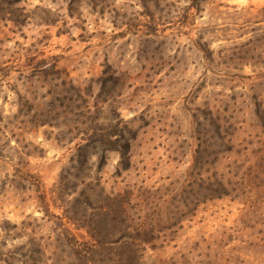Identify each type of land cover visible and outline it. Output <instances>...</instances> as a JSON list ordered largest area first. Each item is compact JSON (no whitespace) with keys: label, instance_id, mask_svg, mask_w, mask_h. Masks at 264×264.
Here are the masks:
<instances>
[{"label":"rangeland","instance_id":"374dc122","mask_svg":"<svg viewBox=\"0 0 264 264\" xmlns=\"http://www.w3.org/2000/svg\"><path fill=\"white\" fill-rule=\"evenodd\" d=\"M107 197L133 264H264V0H0V264H116Z\"/></svg>","mask_w":264,"mask_h":264},{"label":"trees","instance_id":"16d2710c","mask_svg":"<svg viewBox=\"0 0 264 264\" xmlns=\"http://www.w3.org/2000/svg\"><path fill=\"white\" fill-rule=\"evenodd\" d=\"M121 125V129H117L116 127V133H118V135H113V137H106V138H102L99 142H89L86 141V146L84 147H94L96 149H101V151L103 150V146L107 145V150L113 151V152H119V153H127L130 150V139L127 140L125 137L127 135V126L123 125V122H119ZM109 129V127H107ZM112 128V127H110ZM131 133V131H130ZM115 134V133H112ZM98 140V139H96ZM81 148V146H79V149ZM85 148H82L81 151H84ZM127 165V162H126ZM85 187V190H82L79 193V196L74 198L73 201L77 204H79L78 202L83 201L84 206H89V202L90 201H97L98 202V198L101 197L100 194H95L94 192H91V195H89L88 191H87V186L83 185ZM221 189H217V191H211V194L209 195L212 198H215L213 196H217L216 198H221L223 196H225L224 194H227L228 191L227 189H225V187L221 184ZM77 192L76 189L73 190V193ZM217 194V195H216ZM92 195H95L92 196ZM106 201V205L109 206L108 204L113 203L116 206V211H113V213H111L109 208H106L105 211H107L105 214L106 215H110L113 217H117V221L114 220L113 218L112 221L114 222V224L110 227V229H107V231L109 232L110 230H116V240L114 242H111L110 240H107L106 245H108L109 252L104 250V245L102 244V249L104 250V254L109 255L111 253H114V255L116 256L117 260H116V264H133L134 261L137 260V255L135 253V249L133 248L136 243L137 240H140L141 242H148L149 238H147V236L150 234V231L147 229V225L146 227L143 226L140 223H130V225H128V218L125 215V209L123 207V202L122 200H116L113 199L111 197H107L105 198ZM65 203V202H64ZM101 212V211H100ZM98 214V213H97ZM96 214V215H97ZM103 214V215H105ZM68 218V216H66ZM100 217V214L98 215V219ZM74 220V218H73ZM103 223L105 224V221H103ZM153 226L151 225L150 228H152ZM153 229V228H152ZM93 231V229H91ZM94 232V231H93ZM92 237L95 240V243L97 244V248L100 246V239L99 238H104V237H100L99 235H97L95 233V235H92ZM110 237H112V235H110ZM116 248H112L115 247ZM96 254H98L97 249L95 250ZM87 255H92V254H87ZM86 254L84 255L83 259H85ZM109 261H111V259H108Z\"/></svg>","mask_w":264,"mask_h":264}]
</instances>
